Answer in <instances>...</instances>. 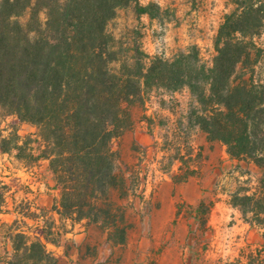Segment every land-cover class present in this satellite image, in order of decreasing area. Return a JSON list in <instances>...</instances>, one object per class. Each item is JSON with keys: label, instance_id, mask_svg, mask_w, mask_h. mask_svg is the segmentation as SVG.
<instances>
[{"label": "trees", "instance_id": "obj_1", "mask_svg": "<svg viewBox=\"0 0 264 264\" xmlns=\"http://www.w3.org/2000/svg\"><path fill=\"white\" fill-rule=\"evenodd\" d=\"M233 2L206 66L196 46L165 58L149 56L137 43L130 50L117 45L108 30L117 10L134 4L138 15L157 18L160 7L153 3L0 0V118H14L7 135L0 129V151L25 166L46 162L59 192L49 210L61 224L46 220L32 236L8 225L0 264H58L60 256L47 244L61 245L67 220L97 224L109 229L110 239L123 241L122 212L109 199L112 188L123 192L126 186L115 172L113 141L131 127L130 108L144 104L149 91L183 87L197 103L189 128L220 141L237 162L238 185L227 203L261 231L260 248L213 264H264V58L253 54L259 49L254 38L264 30V0ZM17 122L34 126L37 134L20 135ZM188 136L185 149L177 148L183 164L193 156ZM186 168L173 178L196 175ZM4 196L0 182V208ZM196 211L209 209L201 202Z\"/></svg>", "mask_w": 264, "mask_h": 264}, {"label": "rangeland", "instance_id": "obj_2", "mask_svg": "<svg viewBox=\"0 0 264 264\" xmlns=\"http://www.w3.org/2000/svg\"><path fill=\"white\" fill-rule=\"evenodd\" d=\"M139 1L158 5L159 16L138 15L134 4L117 10L108 23L117 45L130 50L137 43L149 56L165 58L196 46L202 63L212 64L215 37L224 15L235 7L233 0ZM254 40L259 49L253 54L264 58V30ZM196 105L187 87L177 91L154 88L145 95L144 104L130 108L131 127L112 144L117 153L115 172L126 186L123 192L112 188L109 197L122 212L119 227L125 239L115 242L109 229L86 221L71 225L67 220L69 232L62 245L69 254L59 264H213L260 248L259 228L245 222L227 203L230 191L238 185L237 162L229 158L220 141L208 138L199 127L189 128V114ZM13 119L0 118L3 135L9 133ZM15 127L23 136L37 134L28 123L17 122ZM187 134L193 156L183 164L177 148L185 149ZM186 165L196 169V175L175 180L172 175L184 172ZM252 175L255 180L257 174ZM0 182L5 185L0 251L10 224L31 236L46 220L56 219L61 226L57 214L49 210L59 192L46 162L25 166L13 154L0 151ZM199 202L209 212L196 211ZM47 247L63 251L51 243Z\"/></svg>", "mask_w": 264, "mask_h": 264}, {"label": "crops", "instance_id": "obj_3", "mask_svg": "<svg viewBox=\"0 0 264 264\" xmlns=\"http://www.w3.org/2000/svg\"><path fill=\"white\" fill-rule=\"evenodd\" d=\"M190 177H192V176H190ZM190 177H188L187 179H189ZM186 180V179H185ZM200 203V202H199ZM199 203H198V205H199ZM69 232V231H68ZM67 232V233H68ZM67 233L64 235V238H63V241L64 240H66V235H67ZM260 243H261V241H260ZM54 245V244H53ZM56 246V245H55ZM57 247H63V251H58V253H56L57 255H59L60 256V259H59V261L62 259V257H63V255L65 254V255H67V254H69L68 253V249L66 248V247H64L63 245H62V243H61V245H58ZM58 264H59V262H58Z\"/></svg>", "mask_w": 264, "mask_h": 264}]
</instances>
